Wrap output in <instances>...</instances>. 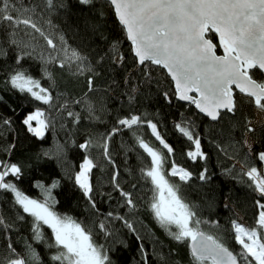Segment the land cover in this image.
<instances>
[{
	"label": "trees",
	"instance_id": "obj_1",
	"mask_svg": "<svg viewBox=\"0 0 264 264\" xmlns=\"http://www.w3.org/2000/svg\"><path fill=\"white\" fill-rule=\"evenodd\" d=\"M55 2L59 3V0ZM64 2L70 3L71 7L64 10L58 7L49 9L46 0H20L23 6L36 8L32 18L57 45V50L54 51L39 33L25 29L23 25L16 37L34 48L33 57H25L21 61L22 69L40 80L42 87L50 88L56 98L52 108L34 101L30 95L20 93L6 83L9 73L16 68L15 57L18 50L15 46H8L7 34L0 31V43H4L9 52L7 57L0 59V96L3 97L0 118L12 121L10 127L0 124V132L3 133L0 135V147H7L11 143L16 145L10 154L0 152V159L17 163L23 169L20 180L13 177H7L6 180L16 183L29 197L43 200L42 190L35 186L36 182L40 181L47 186L53 179H58L60 187L52 190L57 201L53 210L61 215L71 216L92 229L98 245L113 249L110 255L116 264H143L141 243L147 254L148 264H197L191 255L189 241L177 242L172 239L150 208L154 195L153 186L142 178L141 168L150 166L151 161L143 149L139 148L136 135L151 147L162 150L166 156L167 150L163 149L146 124L134 126L131 130L122 128L111 137L109 148L115 168L104 159L101 147L89 150L91 157L99 165L89 177L94 186L92 195L97 209L90 207L88 199L74 187V180L70 179L79 171L86 154L79 148V144L90 138L94 143H101L105 134L116 126L118 118L130 114L140 115L156 123L162 137L174 148L175 155L168 157L165 169H170L174 160L178 166L192 172L188 183L180 182L178 176L169 179L181 185V194L193 206L197 218L202 222L200 230L219 237L229 250L234 254L238 253L240 246L235 242L231 222H238L240 217L244 226L256 227L259 212L255 203L259 196L249 186L248 177L243 175L251 166L264 172V163L256 155L264 151V121L256 126L252 125L257 108L249 102L248 97L236 93L237 111L234 114L222 112V118L215 122L209 121L197 113L192 105L182 104L175 99L172 83L164 70L150 63L138 65L126 34L108 2L94 0V4L90 6L79 5L77 0ZM100 12L103 15L97 20V13ZM94 24L97 25L95 30L92 28ZM61 37L63 43L86 56L95 68L94 92H88L85 77H75L59 67V59L63 58V53L59 50ZM207 37L216 43L212 33ZM113 44H116L115 50ZM216 52L220 53L219 48ZM49 54L57 57V62L47 65L51 80L43 76L42 62L39 59L41 56L47 58ZM120 56L123 57L121 62L114 60V57ZM254 78L264 81L258 71L254 72ZM134 88L135 92L132 91ZM165 92L169 93L171 103L164 99ZM130 97L135 99L130 101ZM66 101L67 107L61 108L60 105ZM89 103L95 108L92 116L99 119L90 118L87 109ZM37 108L46 109L53 124L42 139L27 132L21 123L29 112ZM69 111L79 113L81 119L73 123L74 118L67 114ZM246 118L254 131L246 132ZM185 122L200 136L201 150L206 154V159L193 161L186 155L194 146L175 127L176 124ZM247 139L252 142L251 153L245 145ZM60 146H63V152L58 156L56 150ZM205 168L210 179L201 181L199 174ZM117 171L121 188L131 192L136 202L134 210L126 207L119 192L114 190L111 180L113 173ZM17 208L13 194L0 190V213L15 217ZM108 212L131 221L136 229L135 233L130 232L122 220H105ZM24 215L25 220L17 221L10 234L13 246L17 252L23 253L26 243H31L42 255L45 264H48L47 256L50 253L43 245H38L31 239L32 218ZM101 221L107 224L112 236L106 237L99 229ZM42 230L47 236H51V230L46 225ZM137 235L141 237L140 240H137ZM8 255L6 241L0 235V256ZM205 264H210V261Z\"/></svg>",
	"mask_w": 264,
	"mask_h": 264
},
{
	"label": "snow or ice",
	"instance_id": "obj_2",
	"mask_svg": "<svg viewBox=\"0 0 264 264\" xmlns=\"http://www.w3.org/2000/svg\"><path fill=\"white\" fill-rule=\"evenodd\" d=\"M115 12V16L122 26L126 38L131 42L132 53L139 65L151 62L166 69L175 82V95L181 101H189L194 104L201 113L210 117L212 121L222 118V110L234 114L237 111V103L233 96V85L249 98V102L258 109L264 110V81L254 78V72L264 75V0H107ZM82 6L94 4V0H77ZM47 7H58L61 10L68 9L71 4L64 0H46ZM19 5V6H18ZM36 12L34 7H25L20 0H0V31L7 34L6 42L9 47L15 46L18 50L15 57L16 68L12 70L6 83L20 93H26L34 101H40L43 105L53 107L54 98L50 88L42 87L41 82L22 69L21 61L25 57L32 58L34 48L27 42L16 39L20 26L39 33L46 41L49 48L57 50L53 43L40 27H38L32 14ZM103 15L97 13V20ZM88 27V25H86ZM97 25H92L95 30ZM217 34L219 44L206 38V33ZM60 52L63 58L59 59V67L66 69L75 77H85L88 92H94L95 68L77 49L69 48L60 38ZM118 43V42H116ZM223 49V55H217L216 49ZM116 44H113L115 50ZM9 55L4 43H0V59ZM42 73L44 77L52 79L48 71L49 63L57 62V57L49 54L47 58L41 56ZM121 62L123 57H114ZM128 81L126 80L125 83ZM133 92L136 91L134 88ZM196 93V96L189 93ZM166 101L171 103L168 92L163 93ZM135 97H130V101ZM3 97L0 96V103ZM79 103V102H77ZM61 108L67 107L65 104ZM87 109L90 118L95 111L89 103ZM68 116L73 117V123H77L81 117L79 113L69 111ZM34 122V123H33ZM8 118H0V124L11 125ZM27 132L34 137L43 138L45 132L53 126L52 118L46 109L37 108L29 112L21 121ZM151 130L163 149L167 150V156L162 150L155 149L136 135V141L140 149H143L150 158V166L141 168L142 178L153 186L154 195L150 208L158 223L177 242L191 241V254L197 264H264V172H259L256 166L248 167L243 175L248 177L250 187L258 194L256 206L259 209L256 218V227H246L236 220L231 222V230L235 242L240 246L238 253H233L214 235L206 234L200 230V219L193 206L187 203L181 194V185L171 182L169 177H179L183 183L190 182L192 172L178 166L173 160L170 169H165L168 157L174 156V148L169 145L157 130L158 126L151 119H144L140 115L130 114L118 118L116 126L106 133L101 143H94L90 138L79 144V148L85 151L79 171L74 177V187L78 188L89 201L92 209H97L93 198L94 186L90 182L92 170L99 165L95 158L91 157L89 150L93 147H101L105 160L115 163L110 155L109 140L122 128L133 129L145 125ZM246 132H252L250 121L246 118ZM176 129L187 138L194 148L186 153L193 161L206 159V154L201 150V138L195 134L187 122L176 124ZM0 135H3L0 132ZM249 153L252 145L245 140ZM16 145L9 144L0 147V152L10 154ZM57 155L63 152V146L57 148ZM48 155V153H45ZM257 159L264 163V151L256 154ZM247 166V161H245ZM205 168L199 174L201 181H207L210 177ZM23 169L17 163L0 159V190L10 192L14 197V204L18 206L15 217L0 213V235L6 241L8 256H0V264H45L40 253L31 243H26L23 253L17 252L10 239V234L17 221H24L27 214L32 218V237L38 245L50 253L47 256L48 264H116L112 259L111 247L98 245L93 237L92 229L87 228L81 222L71 216L61 215L53 210L57 203L52 190L60 187V181L53 179L50 185L40 181L36 187L42 190L43 200L31 198L18 188L16 183L6 180L13 177L20 180ZM119 173L112 175L114 190L118 191L124 205L134 210L136 202L132 193L121 188L118 182ZM135 188V185H133ZM111 196V194H109ZM22 210V212H21ZM122 220L124 226L130 232L135 233L133 223L125 217L108 212L107 219ZM46 225L51 230V236H47L42 230ZM99 229L106 237L112 236L104 221L99 224ZM258 229L260 231H258ZM141 237L137 235V240ZM124 243L123 241H117ZM126 247V244H125ZM143 264H148L147 254L143 244L140 245Z\"/></svg>",
	"mask_w": 264,
	"mask_h": 264
},
{
	"label": "water",
	"instance_id": "obj_3",
	"mask_svg": "<svg viewBox=\"0 0 264 264\" xmlns=\"http://www.w3.org/2000/svg\"><path fill=\"white\" fill-rule=\"evenodd\" d=\"M104 1H106L107 2V0H104ZM110 4V3H109ZM111 6V5H110ZM112 7V6H111ZM113 9V8H112ZM113 13H114V15H115V12H114V9H113ZM115 18H116V16H115ZM116 20H117V18H116ZM117 22H118V20H117ZM118 24H119V22H118ZM120 25V24H119ZM121 26V25H120ZM122 27V26H121ZM209 33H212L214 36H215V38H216V43L215 44H219V39H218V36H217V34L216 33H214V32H208V33H206V38L207 39H209L208 37H207V35L209 34ZM128 41V40H127ZM128 43H129V45H130V47H131V49H132V45H131V42L130 41H128ZM214 43V42H213ZM217 48H219V52L220 53H217L216 52V54L217 55H223L224 53H223V49L222 48H220V47H217ZM132 51V50H131ZM133 54V53H132ZM134 56V55H133ZM135 58V57H134ZM146 63H150L151 64V62H146ZM139 65V64H138ZM152 65V64H151ZM139 66H142V65H139ZM153 66H156V67H159V68H161L162 70H164V72L166 73V75L168 76V78L170 79V81H171V83H172V86H173V89H174V93H175V91H176V89H175V82L172 80V78H171V76L168 74V72H167V70L166 69H164V68H162L161 66H158V65H153ZM263 77H264V75H262ZM233 87V96H234V98H235V94L237 93V94H240V95H242V96H245L244 94H241L240 92H239V90L238 89H236L235 88V86L233 85L232 86ZM189 95H192V96H196L197 94L196 93H189ZM246 97V96H245ZM175 99L178 101V102H180V103H182V104H188V105H192V107L195 109V111L197 112V113H199L200 115H202L203 117H205V118H207L209 121H211V122H215V121H212L211 120V118L210 117H207L204 113H201L200 111H199V109H197L196 108V106L194 105V104H192V103H190L189 101H181V100H179V99H177L176 98V95H175ZM254 105V104H253ZM254 107H256L255 105H254ZM257 108V107H256ZM222 112H225V111H223L222 110ZM190 243H191V241H189V245H190ZM189 249H190V252H191V248H190V246H189ZM192 255V254H191Z\"/></svg>",
	"mask_w": 264,
	"mask_h": 264
},
{
	"label": "rangeland",
	"instance_id": "obj_4",
	"mask_svg": "<svg viewBox=\"0 0 264 264\" xmlns=\"http://www.w3.org/2000/svg\"><path fill=\"white\" fill-rule=\"evenodd\" d=\"M35 110H36V109H35ZM35 110H33V111H35ZM263 121H264V110H260V109L257 108V109L255 110V119H254L252 125H253V126H256V125L262 123ZM33 123H34V122H33ZM247 143L250 144V145H252V142H251V140H249V139H247ZM258 171H259V172H262L261 169H259ZM238 223H240V224L243 225V222L241 221V218H240V217L238 218ZM258 231H260V230L258 229Z\"/></svg>",
	"mask_w": 264,
	"mask_h": 264
}]
</instances>
